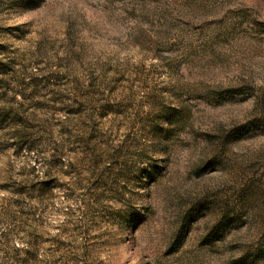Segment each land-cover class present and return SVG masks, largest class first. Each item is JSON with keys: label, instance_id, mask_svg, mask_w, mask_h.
Wrapping results in <instances>:
<instances>
[{"label": "rangeland", "instance_id": "1", "mask_svg": "<svg viewBox=\"0 0 264 264\" xmlns=\"http://www.w3.org/2000/svg\"><path fill=\"white\" fill-rule=\"evenodd\" d=\"M0 264H264V0H0Z\"/></svg>", "mask_w": 264, "mask_h": 264}]
</instances>
